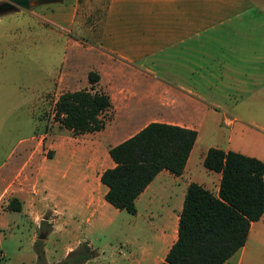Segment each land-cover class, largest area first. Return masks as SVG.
<instances>
[{
    "label": "rangeland",
    "instance_id": "rangeland-1",
    "mask_svg": "<svg viewBox=\"0 0 264 264\" xmlns=\"http://www.w3.org/2000/svg\"><path fill=\"white\" fill-rule=\"evenodd\" d=\"M70 11L74 22L67 24ZM106 12L107 0H30L28 10L0 15L2 264H132L147 238L144 203H138V215L133 216L100 199L99 176L112 165L107 154L112 144H104L100 133L74 135L53 119L61 94L89 89L87 73L100 74L87 64L98 60L87 44L94 45ZM102 77L95 88L112 103L128 95L125 88L112 86L108 71ZM233 102L218 105L228 118L238 117L231 113ZM135 104L128 110L136 116L134 122L148 118L138 129L149 121L173 122L178 111L171 103ZM113 105L107 126L114 119ZM208 122L212 118L203 120L202 132L211 142ZM222 132L215 137L219 141ZM198 154L193 156L195 165ZM199 167L196 180L201 182L205 170ZM12 199L20 211L10 210ZM37 252L43 260H37Z\"/></svg>",
    "mask_w": 264,
    "mask_h": 264
},
{
    "label": "crops",
    "instance_id": "crops-1",
    "mask_svg": "<svg viewBox=\"0 0 264 264\" xmlns=\"http://www.w3.org/2000/svg\"><path fill=\"white\" fill-rule=\"evenodd\" d=\"M64 21L74 22L72 11ZM77 22L81 26L80 19ZM96 34L94 45H87L98 60L87 64L100 72V79L108 71L112 86L128 92L112 103L114 119L96 132L104 135V144L113 147L145 126L138 129L148 118L134 122L136 116L128 115L133 103L174 104L178 111L173 122L147 124H173L197 132L182 175L160 172L135 200L133 216L138 215V203L145 204L147 238L132 264H160L177 239L187 186L197 183L218 193L219 173L204 169L206 179L196 180L208 149L240 153L264 164V0H107ZM231 100L236 105L231 113L238 117L228 118L230 114L218 106ZM202 115L203 120L212 118L207 125L211 142L202 132ZM220 132L221 141L215 138ZM101 186L100 199L106 203L107 188ZM157 203L163 211H157ZM223 264H264V213L251 224L245 245Z\"/></svg>",
    "mask_w": 264,
    "mask_h": 264
},
{
    "label": "trees",
    "instance_id": "trees-1",
    "mask_svg": "<svg viewBox=\"0 0 264 264\" xmlns=\"http://www.w3.org/2000/svg\"><path fill=\"white\" fill-rule=\"evenodd\" d=\"M86 78L89 89L63 93L53 107L54 121L74 135L104 130L112 109L110 97L95 88L98 73L90 71ZM196 138L193 129L151 122L110 147L107 154L114 166L99 176L107 188L104 201L117 211L135 215V200L160 172L182 175ZM202 166L220 174L218 193L197 183L187 186L177 239L160 264H223L245 245L251 224L264 213L262 161L210 148ZM10 210L20 211L17 199L10 202ZM37 260H43L41 252Z\"/></svg>",
    "mask_w": 264,
    "mask_h": 264
},
{
    "label": "water",
    "instance_id": "water-1",
    "mask_svg": "<svg viewBox=\"0 0 264 264\" xmlns=\"http://www.w3.org/2000/svg\"><path fill=\"white\" fill-rule=\"evenodd\" d=\"M30 6V0H5L0 3V15L15 11L17 8L28 10ZM42 236L39 237L41 239Z\"/></svg>",
    "mask_w": 264,
    "mask_h": 264
}]
</instances>
